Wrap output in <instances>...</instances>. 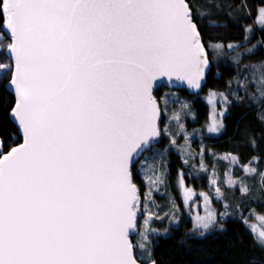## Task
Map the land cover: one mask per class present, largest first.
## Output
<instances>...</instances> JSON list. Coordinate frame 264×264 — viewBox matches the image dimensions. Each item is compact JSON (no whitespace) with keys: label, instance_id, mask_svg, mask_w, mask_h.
I'll return each instance as SVG.
<instances>
[{"label":"snow or ice","instance_id":"obj_1","mask_svg":"<svg viewBox=\"0 0 264 264\" xmlns=\"http://www.w3.org/2000/svg\"><path fill=\"white\" fill-rule=\"evenodd\" d=\"M200 15L210 20L206 10ZM255 23L264 30V7ZM244 31L247 41L253 28ZM225 47L239 64L242 46L205 41L190 0H0V83L15 96L10 115L23 140L12 146L0 139V264H156L147 248L156 233L149 204L166 174L150 169L146 193L133 174L162 133L177 141L160 126L169 100L161 103L154 88L166 78L199 90L211 67L209 51ZM243 47L255 54L256 46ZM244 67L257 86L252 101L264 107V60ZM217 95L211 92L209 102ZM223 116L210 119L209 133H220ZM171 119L183 131L180 113ZM248 143L257 148L254 137ZM199 159L209 171L203 149ZM214 159L227 161L222 179L215 170L210 176L215 197L195 193L178 173L182 199H203L201 236L217 223L208 205L226 198L224 188L248 195L253 180L264 190L258 157ZM141 217L148 234L140 231ZM252 232L264 251V230Z\"/></svg>","mask_w":264,"mask_h":264},{"label":"trees","instance_id":"obj_2","mask_svg":"<svg viewBox=\"0 0 264 264\" xmlns=\"http://www.w3.org/2000/svg\"><path fill=\"white\" fill-rule=\"evenodd\" d=\"M190 7L205 41L211 40L224 45L240 44L242 58L240 63L236 64L234 51H229L226 47L219 53L210 50L209 60L212 68L200 94L193 96L184 90L173 91L164 87L156 92V97L161 103L164 98L169 100L162 129L167 128V120L171 119L173 113L181 112L185 134L189 136L197 131L199 133L189 146V167L185 165L177 148V144L183 142V135L172 127L167 129L177 139V143L171 144V137L163 133L161 142L146 153L141 159L142 163L137 164L134 170L136 184L142 193H146L148 181L144 177L150 167L158 169L156 165L159 158L164 156L166 181L159 192H153L151 199H154V203L149 204L152 212L162 219H153L150 228L156 229V233L150 235L151 243L147 248L156 264H264V251L257 245L253 232L245 223L248 209L256 208L264 216V190H261L258 181H248L251 187L248 195L224 188L226 198L213 199L222 211L227 202L232 215L221 220L213 232L204 236L192 231V219L186 214L177 186L178 173L184 172L187 187L193 186L215 197L210 186V176L215 170L217 176L222 179L227 161L218 159L216 164L211 163L208 161V150L220 157L227 153L238 154L241 162H247L252 156H256L260 159L259 167L264 168V121L261 120L264 107L253 103L252 98L257 95V86L251 83V73L244 67L264 60V30L255 23L257 10L264 7V0H190ZM205 10L210 14V20L201 17L200 13ZM210 22L219 27H209ZM248 26L253 28V32L246 41L244 30ZM244 45L256 46L255 54L245 53ZM245 77L249 83L241 88L236 81H243ZM5 84L6 81L0 83V139L15 146L22 142V138L10 115L15 98L5 88ZM209 92L223 93L231 101L223 116L224 127L217 136H204V128L210 117V106L203 96ZM173 100L176 102L173 103ZM185 103L188 107L181 108V104ZM251 137L256 139L255 150L249 147ZM201 149L204 163L209 169L207 172L200 170ZM144 160L147 161L146 164L143 163ZM192 170L197 174L191 176L185 173L193 172ZM234 172L237 176L243 175L239 170ZM168 196L174 197L171 208ZM177 220L179 223H176ZM142 232L148 234L147 230ZM139 240V236L135 237V241ZM136 254L138 259H146L147 254H142L141 249L137 248Z\"/></svg>","mask_w":264,"mask_h":264},{"label":"rangeland","instance_id":"obj_3","mask_svg":"<svg viewBox=\"0 0 264 264\" xmlns=\"http://www.w3.org/2000/svg\"><path fill=\"white\" fill-rule=\"evenodd\" d=\"M184 91H186V90H184ZM210 93L211 92H209L208 94H206V95L203 96V99L210 106V117H209L208 124L204 128V136H207V135H209V136H217L218 134L209 133L207 131L208 126H209V123H210V119L213 116H215V114L217 112L224 111V113H225L226 112L225 111V108L227 109L228 104L227 105L224 104V102L222 101V99L219 97V94L217 95V97L214 98L215 102L214 103H210L209 102ZM174 95H177V94L174 93ZM178 113H180V116H181V112H178ZM165 114H167V111L164 112V113H162V118H161V123H160L161 128H162V123L165 120V117H164ZM220 119H222V122H223V117H221ZM166 127L168 129H171L172 127H174L180 133H182V135H183V142L177 144V148H178L179 153L182 156V160L183 161L185 159L188 160V163L185 164V165L187 167H189V164L191 162V159H190V156H189V146H190V143L193 141V139L196 138V136L198 135L199 132L197 131V132L193 133L192 135H189L188 136V135L185 134L184 128H183V131H180L179 128H178L177 122L174 121V120H172V119H168L167 120ZM162 137H163V133H162ZM207 153H208V156H209L208 161H210L213 164H216V162L218 161V159H214V157L215 158H218L220 156H217L211 150H208ZM145 155H144V157H145ZM163 158H164V156H161V158H159V163L156 166L158 168L157 171H163L165 173L166 171L164 169V164H163L164 163V159ZM213 167H215V165H213ZM149 169H152V168L150 167ZM200 170H201V168H200ZM192 171L193 172L186 171L185 173H187V174H189L191 176L197 174L195 170H192ZM201 171H203V170H201ZM234 171H237V170H234ZM146 174L147 175H151V171H149ZM144 179H146V177H144ZM146 181H148V180L146 179ZM148 183H151V182L148 181ZM250 184H252L251 181H250ZM188 188L192 189L195 193L204 192L202 190H199V189L194 188L193 186L192 187H188ZM178 190L180 192V189L179 188H178ZM204 193H206V192H204ZM168 198H169V200H171V205L169 206L171 208L173 206V199H174V197L173 196L172 197L168 196ZM256 198H257V196L255 197V199ZM180 199H181V201L183 203V207H184V209L186 211L187 216L192 219V226H193L192 231L194 233H197L198 235H200L201 229L198 227V223H199L198 217H202V216H204L206 214V212H205V206H204V203H203V199L201 197H199V196H193V201H195V203H193V201L185 202L182 199L181 195H180ZM224 205H227V207H225V209L223 211L219 207H217L215 205V201L214 200L211 202V204L208 205L209 208L215 210V214H217L218 219H217V223L215 225H213L212 227H210V229L206 232V234H209V233L213 232L215 230L216 226L219 225V223L221 222V220L225 219L227 216L232 215V210H231L229 204L227 202H225ZM247 211H248V213L245 216V220L247 221L246 224L250 228L251 231H252V227L255 226L256 232L258 234L259 231L264 230V219H261V218H264V216L262 214H260V212L256 208H252L250 210L248 209ZM155 217H156V214H154L152 216V218L150 220V226H151V223H152V221H153V219ZM138 224L140 226V230H142V231H145L146 230V228H145V226L143 224L142 217L139 219Z\"/></svg>","mask_w":264,"mask_h":264},{"label":"water","instance_id":"obj_4","mask_svg":"<svg viewBox=\"0 0 264 264\" xmlns=\"http://www.w3.org/2000/svg\"><path fill=\"white\" fill-rule=\"evenodd\" d=\"M193 17H194V15H193ZM211 63V62H210ZM211 68H212V65H211V67H210V70L208 71V73H207V75H206V78H207V76L209 75V73H210V71H211ZM157 84L159 85L158 87H156V88H154V95L156 96V92L160 89V88H162V87H164V88H166V89H168V90H186L190 95H193V96H196V95H198V94H200V92L203 90V88H204V86H205V84H206V79H205V81L202 83V87L199 89V90H192V89H190V88H188L185 84H178V83H168L167 82V80H166V78H164V81L163 82H160V81H158L157 82ZM13 96H14V94L10 91V90H8ZM14 98H15V96H14ZM158 99V98H157ZM161 118H162V116H161ZM11 119H12V117H11ZM12 121L14 122V120L12 119ZM14 124L16 125V127L18 128V126H17V124L14 122ZM18 132H19V128H18ZM19 135L21 136V134H20V132H19ZM21 138H22V136H21ZM161 139H162V134H161V136L159 137V140H158V142H156V143H154V146L156 145V144H158V143H160L161 142ZM22 142H23V140H22ZM21 142V143H22ZM153 146V147H154ZM152 147V148H153ZM151 148V149H152ZM150 151V150H149ZM148 151H145V153L143 154V156L141 157V159L144 157V155L147 153ZM135 181V180H134ZM136 183V182H135Z\"/></svg>","mask_w":264,"mask_h":264}]
</instances>
